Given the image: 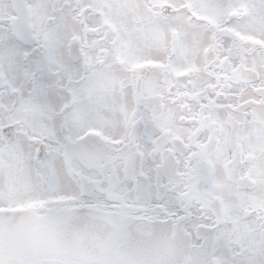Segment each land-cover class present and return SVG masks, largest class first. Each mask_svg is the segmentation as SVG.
<instances>
[{"label": "snow or ice", "instance_id": "snow-or-ice-1", "mask_svg": "<svg viewBox=\"0 0 264 264\" xmlns=\"http://www.w3.org/2000/svg\"><path fill=\"white\" fill-rule=\"evenodd\" d=\"M0 264H264V0H0Z\"/></svg>", "mask_w": 264, "mask_h": 264}]
</instances>
